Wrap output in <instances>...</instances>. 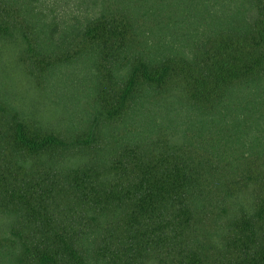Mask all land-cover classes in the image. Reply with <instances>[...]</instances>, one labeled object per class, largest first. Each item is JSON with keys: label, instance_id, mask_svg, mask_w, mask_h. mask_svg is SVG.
Masks as SVG:
<instances>
[{"label": "trees", "instance_id": "obj_1", "mask_svg": "<svg viewBox=\"0 0 264 264\" xmlns=\"http://www.w3.org/2000/svg\"><path fill=\"white\" fill-rule=\"evenodd\" d=\"M0 264H264V0H0Z\"/></svg>", "mask_w": 264, "mask_h": 264}, {"label": "rangeland", "instance_id": "obj_2", "mask_svg": "<svg viewBox=\"0 0 264 264\" xmlns=\"http://www.w3.org/2000/svg\"><path fill=\"white\" fill-rule=\"evenodd\" d=\"M60 93H64L65 94V90H60ZM66 93H67V91H66ZM54 106L56 107V105H54ZM58 108H62V106H59Z\"/></svg>", "mask_w": 264, "mask_h": 264}]
</instances>
